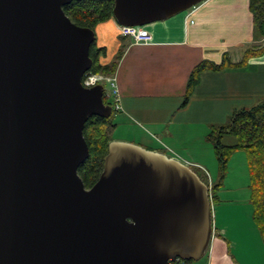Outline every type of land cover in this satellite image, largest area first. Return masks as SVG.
<instances>
[{"label": "water", "instance_id": "95a60500", "mask_svg": "<svg viewBox=\"0 0 264 264\" xmlns=\"http://www.w3.org/2000/svg\"><path fill=\"white\" fill-rule=\"evenodd\" d=\"M72 0H0V264H165L200 259L211 237L208 185L187 164L119 140L85 188L82 128L107 118L84 87L94 31ZM201 0H112L117 24L144 26Z\"/></svg>", "mask_w": 264, "mask_h": 264}, {"label": "crops", "instance_id": "0c3cea01", "mask_svg": "<svg viewBox=\"0 0 264 264\" xmlns=\"http://www.w3.org/2000/svg\"><path fill=\"white\" fill-rule=\"evenodd\" d=\"M247 5L248 0H201L144 25L151 35L149 43L119 35L111 18L94 26L95 46L103 48L98 62L107 64L119 54L112 74L118 93L116 116L127 126L133 142L163 152L196 126L203 127L201 137L208 141L212 126L225 123L234 110L247 108L264 96L263 53L248 58L243 66L202 71L181 105L195 64L202 60L219 63L223 53L237 62L242 54L231 58L230 49L250 41L261 43L252 33ZM190 146L182 147L188 150L185 157L193 155ZM181 162L202 167L198 161ZM222 182L211 199V237L202 264H264L249 195Z\"/></svg>", "mask_w": 264, "mask_h": 264}, {"label": "trees", "instance_id": "16d2710c", "mask_svg": "<svg viewBox=\"0 0 264 264\" xmlns=\"http://www.w3.org/2000/svg\"><path fill=\"white\" fill-rule=\"evenodd\" d=\"M247 6L252 33L255 38L261 39V43L246 48L237 62H232L227 54L223 53L219 63L202 60L195 64L188 74L181 105L186 102L191 94L202 71H216L224 67L243 66L248 58L258 57L264 53V0H248ZM111 7L112 0H72L63 5L62 10L73 23L93 30L97 23L112 19ZM102 53L103 48L96 47L93 41L88 50V55L92 61L89 71L112 75L119 54L111 62L101 64L98 62V57ZM102 100L110 105V115L107 118L90 116L82 128V136L87 146L88 156L77 167L76 172L84 186H89L96 180L101 170L107 143L111 140L109 133L115 126L111 118L117 110L113 109L107 97L103 96ZM224 135H231L234 142L222 144L220 140ZM206 139L212 145V152L219 171L218 179L215 183L208 185L203 174V176L196 174L208 185L210 201L213 198V191L220 185L225 175L226 162L229 156L237 150L244 152L249 175L248 190L252 209L251 219L259 233L264 253V96L247 108L234 110L225 123L212 126L206 135Z\"/></svg>", "mask_w": 264, "mask_h": 264}, {"label": "rangeland", "instance_id": "374dc122", "mask_svg": "<svg viewBox=\"0 0 264 264\" xmlns=\"http://www.w3.org/2000/svg\"><path fill=\"white\" fill-rule=\"evenodd\" d=\"M258 44H259L258 41H250V42L242 43L241 45L230 49V56L231 58H235L236 56L239 55L241 56L242 52L246 48L254 47ZM104 88L108 89V86L105 84ZM257 101L258 100H256L255 102ZM116 114L117 112L116 113L114 112L112 116L113 118H111L114 123L117 122L116 128L114 130H111L109 133L111 140H119V141L137 144L133 142L134 139H132V136L128 131L127 126L121 123V121L119 120L118 116H116ZM202 128L203 127H199V126L193 127V130L189 131L190 133L185 137L184 140L174 139V145H172L170 149H162V151L164 152L165 155L173 158H177V160L184 161L185 159L189 161L191 160L198 161L201 164V166L204 167V169H206L207 171L208 179L206 178V181L207 184L209 185V182L211 183V180L212 183H215L217 181L219 171L217 167V162L212 152L211 143L206 141L204 137H201V134L203 132ZM220 141L222 144H231L234 142V138L231 135H224L222 136ZM185 144L191 145L190 147L192 149L193 155L186 157L183 155V154H187L186 151H188L187 149L185 150L182 148ZM140 146L145 149H148L142 145ZM191 168L198 175L200 176H203L202 174L205 175L202 169H199L197 167H191ZM222 180H223L222 184L224 186L226 187L236 186L241 194L245 193V195H249L248 194L249 175L246 166L245 154L242 150L234 151L229 156L226 162L225 175ZM208 249L209 247H207L205 253L200 259L196 261H189V264H202L203 259H205V257L208 254Z\"/></svg>", "mask_w": 264, "mask_h": 264}, {"label": "built area", "instance_id": "2783aa9c", "mask_svg": "<svg viewBox=\"0 0 264 264\" xmlns=\"http://www.w3.org/2000/svg\"><path fill=\"white\" fill-rule=\"evenodd\" d=\"M113 19V18H112ZM114 20V19H113ZM115 21V20H114ZM116 29L119 35L129 37L133 42L136 43H149L151 40L150 33L144 28V26H126L120 25L115 22ZM101 84L103 86V96L107 97L114 110H118V93L115 87L114 79L112 75H106L102 73H95L89 70L85 71L81 77V84L84 87H90L95 84ZM108 86V89L104 88V85ZM189 166V165H188ZM197 168L202 169L207 177L206 171L199 165H195ZM190 167V166H189ZM165 264H189V261L174 258L167 260Z\"/></svg>", "mask_w": 264, "mask_h": 264}, {"label": "flooded vegetation", "instance_id": "af4514ba", "mask_svg": "<svg viewBox=\"0 0 264 264\" xmlns=\"http://www.w3.org/2000/svg\"><path fill=\"white\" fill-rule=\"evenodd\" d=\"M90 186V185H89ZM89 186H84L85 188H88Z\"/></svg>", "mask_w": 264, "mask_h": 264}]
</instances>
